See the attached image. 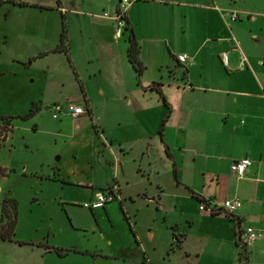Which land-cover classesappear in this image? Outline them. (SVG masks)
<instances>
[{
	"label": "crops",
	"instance_id": "1",
	"mask_svg": "<svg viewBox=\"0 0 264 264\" xmlns=\"http://www.w3.org/2000/svg\"><path fill=\"white\" fill-rule=\"evenodd\" d=\"M117 3L108 2L109 16ZM80 15L90 21L87 12ZM99 17L101 22L85 40L94 53H86L84 60L94 57L99 71L115 69L111 82L98 80L97 85L115 89V100L126 116L113 112L108 121L113 126L125 123L123 130L137 152L136 187L123 191L127 180L115 173L102 191L116 188V201L140 255L129 263L117 249L97 250L89 252L94 264H201L207 247L213 251L208 264H234V220L210 210L220 208L225 199L237 198L241 204L231 213L239 218L240 229L251 226L264 235L263 1L132 0L125 10L122 41L126 42L121 46L120 37L113 38L112 19ZM129 32L139 45L141 77L126 58ZM180 53L193 64L177 63ZM84 100L83 114L94 115ZM61 114L59 118L73 121L83 116ZM91 127V136L106 141V126ZM242 157L250 164L236 176L229 165ZM201 199L209 210L198 209ZM140 223L142 232L135 226ZM247 249L250 256L264 251V238L248 242Z\"/></svg>",
	"mask_w": 264,
	"mask_h": 264
},
{
	"label": "rangeland",
	"instance_id": "2",
	"mask_svg": "<svg viewBox=\"0 0 264 264\" xmlns=\"http://www.w3.org/2000/svg\"><path fill=\"white\" fill-rule=\"evenodd\" d=\"M110 1L0 0V116L11 120L0 142V167L5 170L0 176V226L10 222L13 231L11 240L0 239V264H94L89 252L115 249L129 263L139 258L116 200L91 211L82 206L115 173L127 180L123 191L136 187L137 152L123 130L125 123L108 121L113 112L126 116L125 110L113 87L97 85L98 80L111 82L115 69L99 71L94 57L84 60L86 53H94L85 45L86 34L101 22L100 14L112 12ZM85 12L89 22L80 15ZM62 31L67 55L55 50ZM123 37L120 46L126 42ZM85 97L94 115L83 114L78 121L51 116L48 107L54 102L86 109ZM95 124L106 126V141L90 135L88 127ZM135 226L142 232L141 223ZM201 254L199 262L208 264L213 251L207 247ZM247 264H264V251L251 256L248 251Z\"/></svg>",
	"mask_w": 264,
	"mask_h": 264
},
{
	"label": "built area",
	"instance_id": "3",
	"mask_svg": "<svg viewBox=\"0 0 264 264\" xmlns=\"http://www.w3.org/2000/svg\"><path fill=\"white\" fill-rule=\"evenodd\" d=\"M132 0H118L115 13L111 16L108 13L104 12L102 14L105 18H111L114 24V31H113V38L118 39L125 29V10L127 6L131 3ZM231 18L236 17L235 12L230 13ZM221 63L225 64L227 57L226 53L222 52L220 54ZM176 60L181 65H191L193 64L192 59L186 53H180L176 55ZM240 64L244 65V59H240ZM51 112V116L53 118H57L59 113H65L71 116L72 118L77 117L80 114L86 113L87 110L82 109L79 105H75L71 102H54L48 108ZM250 164V160L247 157H242L236 161H233L229 165L230 171L235 174L236 176H242L245 171V168ZM117 198V191L116 188H110L105 191H97L94 193L93 199L89 200L88 202L82 203V206L88 209H94L103 207L107 202L112 201ZM240 201L237 198L232 199H225L220 203V209H223L227 212H233L240 206ZM199 210H207L208 208L205 206L204 203L200 202L198 206ZM210 209V208H209ZM208 209V210H209ZM242 239L248 243L257 238H264V235L259 231L254 229L251 226H246L241 235Z\"/></svg>",
	"mask_w": 264,
	"mask_h": 264
},
{
	"label": "trees",
	"instance_id": "4",
	"mask_svg": "<svg viewBox=\"0 0 264 264\" xmlns=\"http://www.w3.org/2000/svg\"><path fill=\"white\" fill-rule=\"evenodd\" d=\"M125 29L126 25H125ZM55 50L63 52L65 55H67V46L64 38V32L62 31L59 35V42L55 47ZM126 58L130 66L132 67L133 71L135 72V75L137 77L140 76L143 66L139 61L138 55H139V45L137 44L136 40L133 38V35L129 32L127 37V46H126ZM177 63H179L177 61ZM180 64V63H179ZM181 65V64H180ZM159 84L155 83V87L157 88V91L159 92V88L157 87ZM81 88V86H80ZM160 93V92H159ZM32 111L27 114V116L31 115ZM26 115L23 116V118L27 117ZM10 117L9 116H0V142L4 141V131L10 130ZM94 129V126L92 127ZM5 174L4 168L0 167V176H3ZM200 202L205 203L204 200H200ZM210 213H223L227 218L234 220L235 223V244L237 246V252H236V261L237 264H247L248 263V249H247V243L242 239V230L240 229V220L238 217H235L231 212L224 211L223 209H215L210 210ZM12 221V220H10ZM9 226H0V239L1 240H11V236L13 234L12 228L10 227V222L7 223Z\"/></svg>",
	"mask_w": 264,
	"mask_h": 264
},
{
	"label": "water",
	"instance_id": "5",
	"mask_svg": "<svg viewBox=\"0 0 264 264\" xmlns=\"http://www.w3.org/2000/svg\"><path fill=\"white\" fill-rule=\"evenodd\" d=\"M43 109H45V110H46L47 108H46V107H44Z\"/></svg>",
	"mask_w": 264,
	"mask_h": 264
},
{
	"label": "flooded vegetation",
	"instance_id": "6",
	"mask_svg": "<svg viewBox=\"0 0 264 264\" xmlns=\"http://www.w3.org/2000/svg\"><path fill=\"white\" fill-rule=\"evenodd\" d=\"M47 108V107H46ZM49 108V107H48ZM117 199V198H116ZM116 199H114V200H116Z\"/></svg>",
	"mask_w": 264,
	"mask_h": 264
}]
</instances>
